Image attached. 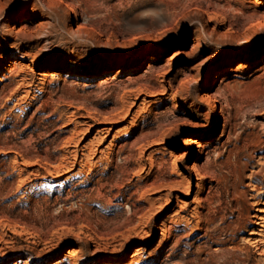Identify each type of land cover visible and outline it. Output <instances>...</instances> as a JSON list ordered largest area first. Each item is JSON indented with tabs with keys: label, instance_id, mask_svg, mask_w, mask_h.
<instances>
[{
	"label": "rangeland",
	"instance_id": "rangeland-1",
	"mask_svg": "<svg viewBox=\"0 0 264 264\" xmlns=\"http://www.w3.org/2000/svg\"><path fill=\"white\" fill-rule=\"evenodd\" d=\"M0 264H264V0H0Z\"/></svg>",
	"mask_w": 264,
	"mask_h": 264
},
{
	"label": "bare ground",
	"instance_id": "bare-ground-1",
	"mask_svg": "<svg viewBox=\"0 0 264 264\" xmlns=\"http://www.w3.org/2000/svg\"><path fill=\"white\" fill-rule=\"evenodd\" d=\"M175 56L174 55H172V57H170V60H172L173 58H174ZM150 58H152V57H149V59ZM122 71V70H121ZM215 119H217L218 117H219V113L217 112V111H215ZM207 134H211V132H208ZM187 140H189V139H187ZM186 140V141H187ZM146 142V141H145ZM182 155H183V153H182ZM182 155H180V156H182ZM76 252V251H75Z\"/></svg>",
	"mask_w": 264,
	"mask_h": 264
}]
</instances>
